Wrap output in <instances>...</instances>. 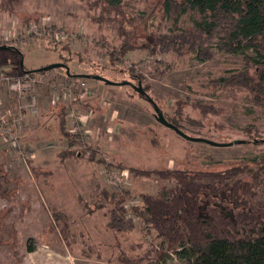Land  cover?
Wrapping results in <instances>:
<instances>
[{
    "label": "rangeland",
    "instance_id": "rangeland-1",
    "mask_svg": "<svg viewBox=\"0 0 264 264\" xmlns=\"http://www.w3.org/2000/svg\"><path fill=\"white\" fill-rule=\"evenodd\" d=\"M164 1L121 0L111 8L103 0H0V46L13 48L0 50V69L14 74L65 65L73 75L63 68L35 72L42 78L34 85L38 115L13 127L15 147L0 130V264H153L159 241L133 209L142 206L139 195L173 188L174 181L129 168L253 172L262 164L264 103L254 88L264 68V0H243L246 35L258 44L244 54L222 49L218 39L193 51L182 34L196 33L197 16L176 18L174 9L166 15ZM76 80L85 88L73 89L68 106L64 88ZM129 83L140 84L188 136L233 145L180 137L154 118ZM61 106L71 147L59 130ZM18 107L0 86V122H10ZM69 193L73 203L62 204ZM111 194L123 198L132 230L106 228L117 199ZM255 194L256 207L264 202V182Z\"/></svg>",
    "mask_w": 264,
    "mask_h": 264
},
{
    "label": "trees",
    "instance_id": "trees-1",
    "mask_svg": "<svg viewBox=\"0 0 264 264\" xmlns=\"http://www.w3.org/2000/svg\"><path fill=\"white\" fill-rule=\"evenodd\" d=\"M103 1L111 8L119 7L121 3V0ZM246 6L243 0H165L164 13L169 15L174 9L178 11L176 18L187 13L197 16L192 26V31L196 33L189 31L182 34L184 43L191 48L196 47L193 51H201L202 48L198 47L202 42L206 45L212 39H218L222 49L244 54L246 49L258 46L257 39L251 42L244 29ZM255 50L258 52L259 47ZM40 71L21 67L14 74ZM253 83L252 77L244 80L247 88ZM256 85L254 92L258 91L259 99L264 103V68L258 72ZM64 109L61 106L59 130L69 139L71 147L74 141L65 128ZM162 115L168 123L186 134L178 123ZM245 143L250 142L240 141L239 144ZM261 161L262 164L253 172L246 166L221 171L129 168L130 172L139 176L157 175L160 179L174 181L173 188L161 187L154 195H139L142 206L133 209L134 216L149 225L159 241L158 250L153 252L157 262L150 260L151 263L160 264L175 258L187 264H264V202L255 207L251 201L256 189L264 182V158ZM244 173H249V180L243 178ZM111 198L113 201L117 194H111ZM112 204L106 228L132 230L133 220L127 217L123 198L118 197ZM33 250V246L27 247L28 252Z\"/></svg>",
    "mask_w": 264,
    "mask_h": 264
},
{
    "label": "built area",
    "instance_id": "built-area-1",
    "mask_svg": "<svg viewBox=\"0 0 264 264\" xmlns=\"http://www.w3.org/2000/svg\"><path fill=\"white\" fill-rule=\"evenodd\" d=\"M38 73V72H37ZM38 74H30L22 72L19 75H14L11 71L0 69V86H4L6 91L16 98L18 102L19 113L14 116L10 122H0V130L9 136L10 142L14 147L16 146L12 132L14 128H21L26 117H36L38 115V104L34 94V85L41 84V79L37 77ZM77 82L70 84L71 86L64 90L65 93L64 104L71 105V93L73 89L85 88L83 80H76ZM68 97V99L66 98Z\"/></svg>",
    "mask_w": 264,
    "mask_h": 264
},
{
    "label": "water",
    "instance_id": "water-1",
    "mask_svg": "<svg viewBox=\"0 0 264 264\" xmlns=\"http://www.w3.org/2000/svg\"><path fill=\"white\" fill-rule=\"evenodd\" d=\"M7 49L5 46H0V50H5ZM22 65V63H20ZM55 68H63L66 71V76H70L69 72H68V68L65 65H52V66H47L44 68H41L42 71L44 70H49V69H55ZM38 71H40V69H38ZM94 77V76H91ZM98 80H101L102 82H104L107 85H116L113 82H109L107 79L102 78L100 76L95 77ZM129 85H132L131 83H129ZM133 89L136 90L137 92H139L140 95H142L143 97H145L147 99V101L151 104V106L153 107L154 110V118L160 123L162 124L164 127L174 131L176 134H178L180 137L188 140V141H192V142H201V143H206L208 145L211 146H215V147H229L232 146L233 143H226V144H221V143H215L213 141H210L208 139H204V138H199V137H190L186 134H184L183 132H181L178 128H176L175 126H173L172 124L168 123L165 118L162 115V112L159 110L158 106L156 105V103L150 99L148 97V95L141 89L140 84H138L137 86L132 85ZM234 143L239 144L240 141H235Z\"/></svg>",
    "mask_w": 264,
    "mask_h": 264
},
{
    "label": "crops",
    "instance_id": "crops-1",
    "mask_svg": "<svg viewBox=\"0 0 264 264\" xmlns=\"http://www.w3.org/2000/svg\"><path fill=\"white\" fill-rule=\"evenodd\" d=\"M38 155H39V154H38ZM53 162H54L55 164L57 163L56 161H53ZM72 197H73V195L70 194V193H69L68 195H64V196H62V201H61V203H62V204L65 203V204H66V203L71 202V203L69 204V205H71V204L73 203V198H72ZM71 200H72V201H71ZM58 204H60L59 201H58ZM74 207H77V208H76L77 210H78V208H79V207L77 206V204H74V205L71 206V208H74ZM61 256H62V255H61ZM53 260H54V259H53Z\"/></svg>",
    "mask_w": 264,
    "mask_h": 264
}]
</instances>
